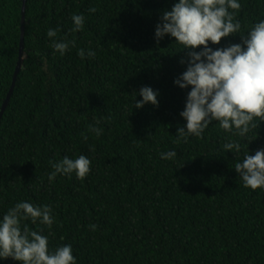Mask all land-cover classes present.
<instances>
[{
  "label": "trees",
  "instance_id": "trees-1",
  "mask_svg": "<svg viewBox=\"0 0 264 264\" xmlns=\"http://www.w3.org/2000/svg\"><path fill=\"white\" fill-rule=\"evenodd\" d=\"M176 2L27 0L22 69L0 120V217L20 201L49 205L51 227L26 223L50 250L70 244L76 264H264V189L245 188L235 171L246 152L264 149V122L245 137L213 122L202 137L175 142L190 88L174 81L187 53L154 34ZM240 3L241 33L210 42L214 49L241 43L264 19V0ZM23 5L0 0V112L19 63ZM74 14L85 17L82 31H71ZM50 27L54 39L75 42L64 55ZM144 86L159 104L135 109ZM231 141L238 153L223 148ZM168 151L176 158L161 159ZM80 155L91 161L85 178L49 182L50 162Z\"/></svg>",
  "mask_w": 264,
  "mask_h": 264
},
{
  "label": "clouds",
  "instance_id": "clouds-1",
  "mask_svg": "<svg viewBox=\"0 0 264 264\" xmlns=\"http://www.w3.org/2000/svg\"><path fill=\"white\" fill-rule=\"evenodd\" d=\"M240 8V0H177L170 10L162 13L156 25L157 42L165 37L174 38L175 44L181 45L187 53L186 59L180 61L187 65L186 70L174 81L180 89L190 88L185 108L180 113L186 124L177 128L175 142H186L191 136L202 137L213 122L240 137L257 126V118L264 122V19L250 26L247 34L239 35L241 43L215 49L210 46V42L219 45L222 39L241 33V23L235 19V10ZM89 11L94 13L96 9ZM71 19L74 22L71 31H82L84 15L74 14ZM58 31L50 27L46 35L52 40L54 53L64 55L75 42L67 38L54 39ZM78 55L85 58V50L80 49ZM95 55L88 50V58ZM136 94L142 99H135V109L159 104V93L150 86L142 87ZM89 131L99 137L103 129L91 125ZM223 148L238 153L241 144L231 141ZM176 156L175 151L160 153L164 160H173ZM50 163L49 182L55 181L57 176L71 177L72 174L83 179L91 165L84 155L74 159L65 156ZM235 171L245 188L264 189V149L254 155L246 152L242 161L235 164ZM27 221L51 227L53 210L47 204L28 201L10 207L0 217V260L11 258L20 264H76L70 244L50 250L48 236L29 228ZM91 228L96 230L95 225Z\"/></svg>",
  "mask_w": 264,
  "mask_h": 264
},
{
  "label": "water",
  "instance_id": "water-1",
  "mask_svg": "<svg viewBox=\"0 0 264 264\" xmlns=\"http://www.w3.org/2000/svg\"><path fill=\"white\" fill-rule=\"evenodd\" d=\"M26 3H27V0H24L23 11H22V15H23L22 16V36H21V43H20L19 63H18L17 68H16V72H15V76H14L12 87L10 89V92H9V94H8L4 104H3L2 110L0 112V120L3 117V114H4L6 108L8 107V105L10 103V100H11V98L13 96V93H14V90H15L17 79H18L20 71L22 69V61H23V55H24L25 26H26L25 25V23H26V18H25V15H26Z\"/></svg>",
  "mask_w": 264,
  "mask_h": 264
}]
</instances>
